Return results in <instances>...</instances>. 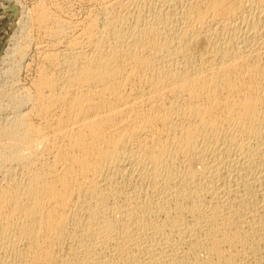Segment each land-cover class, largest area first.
Segmentation results:
<instances>
[{
	"label": "bare ground",
	"instance_id": "1",
	"mask_svg": "<svg viewBox=\"0 0 264 264\" xmlns=\"http://www.w3.org/2000/svg\"><path fill=\"white\" fill-rule=\"evenodd\" d=\"M0 264H264V0H0Z\"/></svg>",
	"mask_w": 264,
	"mask_h": 264
}]
</instances>
